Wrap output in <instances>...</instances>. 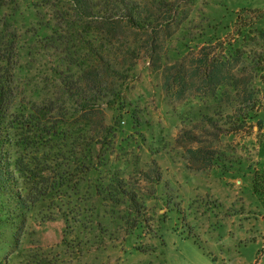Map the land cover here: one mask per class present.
Instances as JSON below:
<instances>
[{"label":"rangeland","instance_id":"374dc122","mask_svg":"<svg viewBox=\"0 0 264 264\" xmlns=\"http://www.w3.org/2000/svg\"><path fill=\"white\" fill-rule=\"evenodd\" d=\"M176 1L187 15L171 23L166 47L172 59L215 38L251 51L264 45V12L261 19L249 12L264 11V0ZM69 8V0H11L0 8V27L8 22L19 35L16 76L30 98L52 96L55 72L82 53ZM257 80L261 129L222 136L212 144L221 160L196 170L184 153L189 145L174 142L196 101L169 103L148 59H138L119 103L103 107L114 136L94 146L89 171L73 166L56 203L45 200L22 222L10 227L0 220V264H264V205L251 183L264 166V80ZM69 142L53 138L19 154L49 161L65 154ZM152 159L161 184L155 195H143V215L97 195L95 185L106 184L113 172L133 183ZM140 184L147 194L150 184ZM52 211L55 219L42 218Z\"/></svg>","mask_w":264,"mask_h":264},{"label":"trees","instance_id":"16d2710c","mask_svg":"<svg viewBox=\"0 0 264 264\" xmlns=\"http://www.w3.org/2000/svg\"><path fill=\"white\" fill-rule=\"evenodd\" d=\"M69 1L68 23L77 29L82 53L69 56L66 70L55 72L52 96L35 100L26 95L16 76L19 35L8 22L0 27V220L10 227L45 200L56 203L73 166L89 171L94 146L107 145L114 136L103 107L119 103L121 89L142 57L160 79L169 103L196 101L180 120L174 138L176 145H189L184 153L194 169H206L221 160L222 152L212 144L222 136L261 129L262 97L255 82L264 80V45L251 51L234 40L215 38L172 59L166 47L174 34L171 23H180L187 15L179 11L176 0ZM10 2L0 0V8ZM250 11L257 19L264 12ZM260 36L264 38V31ZM53 138L70 139L65 154L58 153L49 161L39 160L40 155L19 154ZM136 174L138 178L131 183L113 172L106 184L95 185V191L104 200L128 205L135 215H143L144 197L156 194L162 173L152 159ZM140 182L150 184L147 194ZM251 183L264 205V166L254 171ZM49 214L42 218L55 219L54 212ZM71 219L79 221L75 216Z\"/></svg>","mask_w":264,"mask_h":264}]
</instances>
